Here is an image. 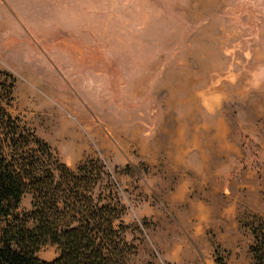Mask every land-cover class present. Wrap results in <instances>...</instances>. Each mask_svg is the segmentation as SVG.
<instances>
[{
    "label": "rangeland",
    "instance_id": "374dc122",
    "mask_svg": "<svg viewBox=\"0 0 264 264\" xmlns=\"http://www.w3.org/2000/svg\"><path fill=\"white\" fill-rule=\"evenodd\" d=\"M0 73L14 80L4 107L56 159L104 165L127 264L251 263L264 0H0ZM31 207L27 194L20 213Z\"/></svg>",
    "mask_w": 264,
    "mask_h": 264
},
{
    "label": "trees",
    "instance_id": "16d2710c",
    "mask_svg": "<svg viewBox=\"0 0 264 264\" xmlns=\"http://www.w3.org/2000/svg\"><path fill=\"white\" fill-rule=\"evenodd\" d=\"M13 90L12 77L0 73V264H127L126 208L104 165L92 159L71 169L56 159L4 107ZM27 194L32 207L21 214ZM249 231L250 264H264V218ZM49 244L58 257L42 261L38 253ZM217 264L226 262L217 257Z\"/></svg>",
    "mask_w": 264,
    "mask_h": 264
}]
</instances>
